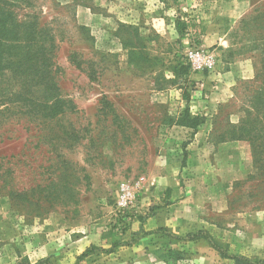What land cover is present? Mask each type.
<instances>
[{
  "label": "rangeland",
  "instance_id": "rangeland-1",
  "mask_svg": "<svg viewBox=\"0 0 264 264\" xmlns=\"http://www.w3.org/2000/svg\"><path fill=\"white\" fill-rule=\"evenodd\" d=\"M12 18L21 39L51 40L58 90L35 86L56 103L41 116L0 103V264H98L140 239L127 231L146 184L124 208L119 188L185 155L188 136L171 132L190 116H218L225 138L249 143L254 169L233 203L264 209V0H0V22ZM193 50L207 67L192 69Z\"/></svg>",
  "mask_w": 264,
  "mask_h": 264
},
{
  "label": "crops",
  "instance_id": "crops-1",
  "mask_svg": "<svg viewBox=\"0 0 264 264\" xmlns=\"http://www.w3.org/2000/svg\"><path fill=\"white\" fill-rule=\"evenodd\" d=\"M193 77L204 78L201 88L208 83L204 74ZM214 99L212 93L193 97L192 113L208 110ZM201 117L197 129L180 126L171 132L175 138L188 136L185 155L173 161L167 152L158 172L146 176L148 190L136 207L142 214L127 231L140 239L111 243L113 250L98 264H232L229 256L264 258V209L238 210L233 203L236 184L254 169L249 143L225 138L218 116Z\"/></svg>",
  "mask_w": 264,
  "mask_h": 264
},
{
  "label": "trees",
  "instance_id": "trees-1",
  "mask_svg": "<svg viewBox=\"0 0 264 264\" xmlns=\"http://www.w3.org/2000/svg\"><path fill=\"white\" fill-rule=\"evenodd\" d=\"M14 19L11 22H0V39H3L4 45L8 46L7 51L0 55V75L3 76L7 71V74L10 73L13 77L8 81L5 79L4 86H0V103L5 105L6 112L13 110L15 113L41 116L44 115V111H38V108L46 110L56 106L55 102L49 104L48 100L40 103L35 95L36 85L38 89L44 86V94L50 93L51 90H58L54 81L57 68H54L56 62L53 60L51 40L48 37L39 39V36L35 35L36 30L24 34L25 38L21 39L22 35L19 31L23 28L20 23L14 24ZM0 112H2L1 109ZM48 117L55 119L60 116ZM202 122L203 117L190 116V120L183 121L182 126L195 130ZM229 257L234 259V264H264V260L260 259Z\"/></svg>",
  "mask_w": 264,
  "mask_h": 264
},
{
  "label": "built area",
  "instance_id": "built-area-1",
  "mask_svg": "<svg viewBox=\"0 0 264 264\" xmlns=\"http://www.w3.org/2000/svg\"><path fill=\"white\" fill-rule=\"evenodd\" d=\"M188 59L189 62L191 63V67L193 70L200 69L203 66L207 67V62L210 63V61L207 60L205 54L199 50L190 51L188 54ZM145 183H146V178L141 177L138 178L133 183V185L128 183L121 184L117 197L118 206L120 208H124L134 205V199L136 197L137 187L144 188Z\"/></svg>",
  "mask_w": 264,
  "mask_h": 264
}]
</instances>
